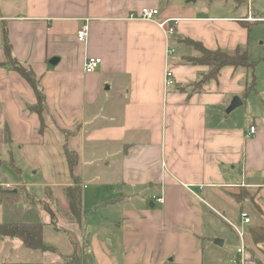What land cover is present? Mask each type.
<instances>
[{"label": "crops", "instance_id": "0c3cea01", "mask_svg": "<svg viewBox=\"0 0 264 264\" xmlns=\"http://www.w3.org/2000/svg\"><path fill=\"white\" fill-rule=\"evenodd\" d=\"M197 1L0 0V200L8 192L23 196L21 220H41L51 237L69 238L61 252L44 228L52 253L0 238V264L16 254L18 264H42L30 262L36 254L44 264H64L83 244L86 264H258L246 249L226 251L225 240L215 241L220 224L235 227L226 217L235 216L234 189L256 194L239 221L246 212V226L264 227V91L249 90L247 69L230 66L195 90L209 67L190 62L200 54L188 41L210 51L246 48V17L201 16ZM145 7L160 11L159 22L177 20L174 33L131 19ZM88 57L103 61L91 74ZM12 60L35 74L41 114ZM167 70L172 88L165 87ZM251 94L256 103L248 106ZM236 97L243 111L230 114ZM67 152L77 158L73 169ZM87 179L101 185L87 194ZM74 180L80 223L65 195ZM48 197L55 218L32 217L27 200ZM6 219L0 202V225Z\"/></svg>", "mask_w": 264, "mask_h": 264}, {"label": "rangeland", "instance_id": "374dc122", "mask_svg": "<svg viewBox=\"0 0 264 264\" xmlns=\"http://www.w3.org/2000/svg\"><path fill=\"white\" fill-rule=\"evenodd\" d=\"M194 7H196L199 10L201 16H210V14L211 16H217V17L233 16L234 21H238L239 19L246 17L245 19H243L246 21V23H244L246 24V27H242V26L241 27L243 30L246 29V50L248 51L249 54L250 63L254 65L253 68L247 69L250 80L248 88L249 90L253 89L259 92L264 91V0H246L244 4L239 6L232 1L225 2L224 0H213V1L198 0ZM11 67L13 69V63ZM255 97L257 96L251 94L250 99H248V103H249L248 106L250 104L254 105L256 103L253 102V99H256ZM242 109L243 108L239 107L238 109L234 110V112L243 111ZM85 185H87V188L89 189V191H86L88 194L90 191L94 190L97 187V185H101V184L100 183L97 184V182H92V180L87 179L85 181ZM118 189L119 187L117 188V190ZM53 190H54V195L57 196V198H59L60 196L58 190L56 188H53ZM2 193L3 191L0 189V195ZM232 194L235 200L237 197H241L243 199L242 203H237V202L234 203V208H233L235 211L234 218L230 215H227L226 213V217L229 218V220H231L232 223L237 228L229 226L226 223L220 224L218 226L219 231L216 232L217 236L219 237L218 240L220 241L225 240L226 251H234L236 253V249L239 248L241 245L238 238L237 229L242 230L245 234L246 256L248 257L251 255V253H253L254 259L258 260V264H264V227L257 226L258 228H255V226L254 227L246 226L243 225V223H241L237 218L241 208H244V210L246 211L253 210L252 208L253 203L251 202L253 198H256V194L252 191H247L244 189H234L232 191ZM27 203H29L30 207L33 209L32 217H34V215L35 217L38 216L39 217L38 220H40L41 217L39 216V214L42 212H47L50 216H53V219L55 218L54 208L56 209V207H54L55 204L52 198L48 197V199L38 202L35 201L34 199L33 200L28 199ZM27 211H29V209ZM261 220L264 222L263 218H261ZM62 225H64V223ZM44 228L47 233L46 241L48 242L50 240L55 242L56 243L55 246L60 248L59 250L61 252H64L63 250L67 249L69 246L68 236L64 234V232H61V234L59 233V236L57 238H54L48 234L49 229L51 227L45 225ZM70 236H72V238L75 239V237H77V233H71ZM84 247L85 245L83 244L82 248L75 253V255L79 257V260L80 262H82V264H86ZM13 257L14 258L10 259V264H18V261H20V259H18L17 254L14 255ZM40 257L41 256H39V254H36L33 257L32 261L30 262L31 263L37 262L44 264V262L41 261ZM71 258L66 259L64 264L73 263L74 260H72ZM250 262H252L251 264H257L256 261L254 260L253 261L250 260Z\"/></svg>", "mask_w": 264, "mask_h": 264}, {"label": "trees", "instance_id": "16d2710c", "mask_svg": "<svg viewBox=\"0 0 264 264\" xmlns=\"http://www.w3.org/2000/svg\"><path fill=\"white\" fill-rule=\"evenodd\" d=\"M224 1H232L238 6L246 2V0ZM188 45L196 49L201 56L195 60H190V62L196 65L209 67L208 73L204 74V76L197 82L196 86H193L196 91H200L202 86L207 84L211 80H216L224 67H242L246 69L254 67V65L250 63L248 51L244 47L239 46L234 51L227 52L221 49L210 51L206 49L201 43L193 41H188ZM11 62L13 63V70L20 74V76H22L34 88L38 104L32 109L38 114H41L45 107L44 95L42 94L41 90L38 89L35 74L31 69L23 67L18 62L14 60H12ZM66 154L69 160L70 168L73 169L74 166L77 165V158L73 153L67 152ZM78 182V180H74V185L65 189V195L70 204V216L73 220L80 223L83 216V206L82 191ZM8 193L9 194L4 200H0V202H3L5 205L7 215L6 222L0 225V238L20 240L23 244V247L27 250L51 253L56 252V249L54 247L44 242L45 225L41 221H24L19 218L20 211L18 210V205L22 203L24 197L12 192ZM229 195L233 196L232 193H230ZM235 201L237 203H242L243 199L241 197H237ZM11 210L15 212L14 215ZM71 259L74 261L70 264H82L77 255H74V257H72Z\"/></svg>", "mask_w": 264, "mask_h": 264}, {"label": "built area", "instance_id": "2783aa9c", "mask_svg": "<svg viewBox=\"0 0 264 264\" xmlns=\"http://www.w3.org/2000/svg\"><path fill=\"white\" fill-rule=\"evenodd\" d=\"M160 16V11L156 8H142L139 13L136 15H132L131 19L132 20H140V21H145V22H152L156 23L160 28L164 29L167 34L171 35L174 33V25L177 24V20H170V21H163L159 22L158 17ZM170 24V25H169ZM174 24V25H171ZM88 36V26L84 25L77 33V38L80 42H84L87 39ZM174 51H170L169 53H173ZM102 59L100 58H95V57H88L85 61V68L84 71L86 74H91L94 73L95 71L98 70V68L102 65ZM176 85L174 75L171 70H167L165 74V87L166 88H172ZM250 135H254L256 133V127L251 126L250 127ZM158 203L163 204L164 200L163 199H158ZM240 219L241 222L244 225L250 224L251 223V218L249 217V214L246 212H241L240 213ZM238 231V238L241 243L240 248L238 249L239 254H243L245 251V234L242 230L237 229Z\"/></svg>", "mask_w": 264, "mask_h": 264}, {"label": "water", "instance_id": "95a60500", "mask_svg": "<svg viewBox=\"0 0 264 264\" xmlns=\"http://www.w3.org/2000/svg\"><path fill=\"white\" fill-rule=\"evenodd\" d=\"M189 1H195V0H189ZM56 62L57 61H52V64H54ZM241 106H242V101L238 97H236V98L233 99V101H232L230 107L228 108L227 112L231 113V112H233L234 110L238 109ZM22 208H23L22 205H20L19 209L22 210ZM215 244L219 245V246H222L223 245V241L216 240Z\"/></svg>", "mask_w": 264, "mask_h": 264}]
</instances>
